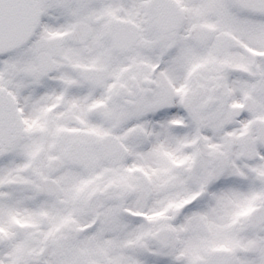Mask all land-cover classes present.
<instances>
[{
	"label": "snow or ice",
	"instance_id": "obj_1",
	"mask_svg": "<svg viewBox=\"0 0 264 264\" xmlns=\"http://www.w3.org/2000/svg\"><path fill=\"white\" fill-rule=\"evenodd\" d=\"M0 264H264V0H0Z\"/></svg>",
	"mask_w": 264,
	"mask_h": 264
}]
</instances>
